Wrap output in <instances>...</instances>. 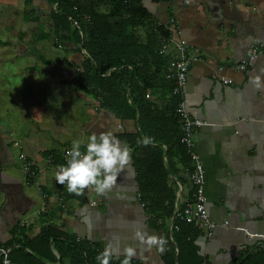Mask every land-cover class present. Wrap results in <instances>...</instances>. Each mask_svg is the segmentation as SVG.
Masks as SVG:
<instances>
[{
  "label": "crops",
  "instance_id": "crops-1",
  "mask_svg": "<svg viewBox=\"0 0 264 264\" xmlns=\"http://www.w3.org/2000/svg\"><path fill=\"white\" fill-rule=\"evenodd\" d=\"M142 5L157 25L199 49L182 98L190 116L207 123L196 130L193 143L204 168L206 211L216 225L194 223L198 259L185 255L179 264H242L264 250V53L249 57L250 47L264 42V0H142ZM55 9L46 0H0V20L9 22L0 26L6 37L0 46L11 50L1 57L0 69L25 58L18 75L30 92L32 86L42 95L31 99L32 93L16 90L17 99L9 97L14 85L0 88V108L9 107L28 124L9 125L0 112V247L8 249L10 264H99L96 257L109 244L121 250L110 264H122L126 247L137 248L131 264H172L166 251L144 249L135 231L165 237L175 246L173 215L193 200V162L184 147L190 162L178 152L168 121L174 99L163 89L145 96L150 107L143 106L142 115L151 118H143L145 136L139 115L119 118L102 109L74 84L88 55L82 46L65 49L57 40L50 18ZM44 20L48 32L37 30ZM174 58V50L164 58L166 70ZM109 131L130 148V165L106 195L91 187L70 194L55 180L57 166L67 164L66 151L74 140L85 151L93 133ZM133 136L148 137V145L164 151L167 185L175 191L168 220H156L140 200L139 180L158 177V170L143 166L136 172L127 141ZM27 164L34 175L26 172ZM174 256L178 264L176 248Z\"/></svg>",
  "mask_w": 264,
  "mask_h": 264
},
{
  "label": "trees",
  "instance_id": "trees-1",
  "mask_svg": "<svg viewBox=\"0 0 264 264\" xmlns=\"http://www.w3.org/2000/svg\"><path fill=\"white\" fill-rule=\"evenodd\" d=\"M55 5L51 13L52 27L57 40L66 46H76L87 53L77 72L74 84L87 95L94 97L102 109L113 112L119 118L139 115L140 136H145L142 108L150 107L145 96L153 90L171 91L172 83L165 79L166 62L158 52L160 40L168 31L154 22L143 7L142 0H46ZM42 40V39H41ZM173 109L168 121L176 134L175 145L181 155L189 161L180 144L181 123L175 114L178 102L173 97ZM174 112V113H173ZM157 119V116H152ZM134 150L133 164L137 173L146 166L149 172L158 170V177L139 180V196L156 220H168L173 214L175 191L167 185L168 171L159 146L144 145L139 136L128 137ZM141 151L140 156L137 152ZM145 153V156H144ZM171 156L166 155L170 164ZM149 182H148V181ZM147 181V182H146ZM197 227L176 217L172 228V240L166 252L175 261L174 250H178V264L183 256L198 259L193 245ZM78 246V245H77ZM97 248V247H96ZM193 261V260H192ZM2 260L0 257V264ZM242 264H264V250L257 249Z\"/></svg>",
  "mask_w": 264,
  "mask_h": 264
},
{
  "label": "clouds",
  "instance_id": "clouds-1",
  "mask_svg": "<svg viewBox=\"0 0 264 264\" xmlns=\"http://www.w3.org/2000/svg\"><path fill=\"white\" fill-rule=\"evenodd\" d=\"M254 83L259 86L260 78L256 77ZM151 142L145 137L138 141L145 146ZM81 151V142L74 140L71 149L67 152V164L58 165L55 180L61 186H66L71 194L81 195L85 189L94 188L99 196L111 192L117 185V179L130 165L131 150L111 131L93 133ZM135 239L147 250L156 248L159 252L166 251L167 239L162 236L147 233L141 229L135 231ZM118 247L109 244L100 253L96 260L99 264H110L114 254H119ZM124 259L122 264H131L137 255V248L126 247L123 249Z\"/></svg>",
  "mask_w": 264,
  "mask_h": 264
},
{
  "label": "built area",
  "instance_id": "built-area-1",
  "mask_svg": "<svg viewBox=\"0 0 264 264\" xmlns=\"http://www.w3.org/2000/svg\"><path fill=\"white\" fill-rule=\"evenodd\" d=\"M174 20H171V23ZM168 34L160 40L159 54L161 56L168 57L169 53L174 50L175 58L169 62L168 70L165 72V79L172 83L170 94L173 97L178 98L175 113L179 118L182 128V134L180 137V144L186 150L187 155L193 162V170L190 173V183L194 188L193 200L189 202L180 212L176 214L181 221L192 224L197 223L201 228L214 229L215 223L212 222L206 211V198L204 195V168L202 166L199 156L194 152L193 136L196 130L206 126L207 123L193 119L187 110L186 103L182 98L183 87L186 83L187 73L191 64L196 60V54L199 53V49L193 47L182 39H176L169 29ZM264 53V42L254 44L249 49V57L253 58L259 53ZM244 67V65H242ZM70 150V149H69ZM67 150L65 158L67 157ZM48 162H53V157H48ZM26 172L34 175V172L30 169V166L25 165ZM256 235H250L254 237ZM8 249L0 247V257L2 264H10L8 260Z\"/></svg>",
  "mask_w": 264,
  "mask_h": 264
},
{
  "label": "rangeland",
  "instance_id": "rangeland-1",
  "mask_svg": "<svg viewBox=\"0 0 264 264\" xmlns=\"http://www.w3.org/2000/svg\"><path fill=\"white\" fill-rule=\"evenodd\" d=\"M21 21H22V19H21ZM46 22L47 21L44 20L43 23L38 26L39 29H37V30L41 31V32L42 31L48 32L50 27H49L48 23H46ZM6 23L9 24L8 20L7 21H1L0 20L1 29H4L3 27ZM5 39H6L5 35L1 34V32H0V40L4 41ZM53 49H55V48H53ZM10 51H11L10 48H7L5 44H2L0 46V63L2 61L4 53L10 52ZM12 51H13V49H12ZM55 52H56V54L60 53L59 50H57ZM26 62H27V60L25 58H19L13 62V65H11V66L9 65L6 68L0 69V73H1V75H0V88H4L6 86L14 85L13 86V89H15L14 93H13V95L11 94L9 97L15 96L18 99L19 93L15 92L16 90H20L21 92L27 90L28 92H30L29 87L28 88L25 87V83L22 80L23 77H19L20 75H18V71H19L18 65H22ZM30 88L32 89L30 93H32V95H33L31 99H34L36 97V93L41 95V92L39 91V89L32 87V86ZM29 97H30V95H29ZM29 97H28V99H29ZM22 98H23V95H22ZM40 98H42V95L40 96ZM0 112L4 115L5 120H3V122L7 123L8 121L9 122L11 121L9 123V125L16 122V125L20 129H23L26 125H28L27 122H25L23 120V116H20V114H17V113L15 115L14 110H11L9 107H8V109L0 108Z\"/></svg>",
  "mask_w": 264,
  "mask_h": 264
},
{
  "label": "water",
  "instance_id": "water-1",
  "mask_svg": "<svg viewBox=\"0 0 264 264\" xmlns=\"http://www.w3.org/2000/svg\"><path fill=\"white\" fill-rule=\"evenodd\" d=\"M175 219V214L173 215V220Z\"/></svg>",
  "mask_w": 264,
  "mask_h": 264
}]
</instances>
